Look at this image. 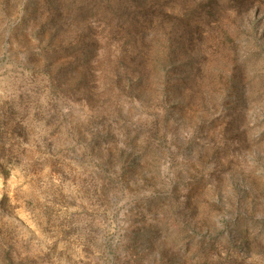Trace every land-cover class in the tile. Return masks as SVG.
<instances>
[{
    "label": "rangeland",
    "instance_id": "374dc122",
    "mask_svg": "<svg viewBox=\"0 0 264 264\" xmlns=\"http://www.w3.org/2000/svg\"><path fill=\"white\" fill-rule=\"evenodd\" d=\"M244 7L0 0V264H264V0Z\"/></svg>",
    "mask_w": 264,
    "mask_h": 264
},
{
    "label": "trees",
    "instance_id": "16d2710c",
    "mask_svg": "<svg viewBox=\"0 0 264 264\" xmlns=\"http://www.w3.org/2000/svg\"><path fill=\"white\" fill-rule=\"evenodd\" d=\"M252 2V0H243V4H244V8H246L247 7V5H249L250 3ZM246 3H249V4H247L246 5ZM211 6H212V8L213 9H210V10H208L207 11V15L206 14H204V13H202L203 15H205V16H208L209 18H216L217 17V9L219 8L217 5H213V4H211ZM243 8V9H244ZM216 10V11H215ZM196 13H191V14H189V20H191V21H193V19H191L194 15H195ZM187 16V15H186ZM186 28L188 29V33H189V35H188V37H191V35L192 36H194V34H195V32L193 31V28H191V27H189V26H186ZM175 45H176V42H175ZM181 46V44L180 43H178V47H180Z\"/></svg>",
    "mask_w": 264,
    "mask_h": 264
}]
</instances>
